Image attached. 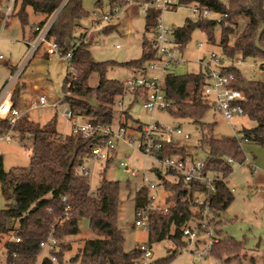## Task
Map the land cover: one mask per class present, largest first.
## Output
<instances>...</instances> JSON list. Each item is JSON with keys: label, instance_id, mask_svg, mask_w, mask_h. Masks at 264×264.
Wrapping results in <instances>:
<instances>
[{"label": "trees", "instance_id": "16d2710c", "mask_svg": "<svg viewBox=\"0 0 264 264\" xmlns=\"http://www.w3.org/2000/svg\"><path fill=\"white\" fill-rule=\"evenodd\" d=\"M131 1L148 4L145 10L146 27L154 33L150 39H144L142 56L127 62L93 59L90 49L92 41L87 42L85 35L80 31L81 21L89 16L83 0L14 1L13 10L18 5L21 6L17 16L22 25L29 21L28 7L43 15L44 18L37 25L39 29L56 14L47 38L56 41L64 53L72 50V57L68 60L69 68L76 70L77 77L75 80L70 79L72 73L68 72L64 80L67 92L63 102L82 121L101 126L111 125L115 119L114 108L118 97L129 94L134 97V102L141 93L139 90L127 88L124 82L105 78L108 66L119 65L134 71L145 70L149 61L155 58L154 38L161 15L160 10L154 6L155 0H110L109 9L124 7ZM195 3L217 12H228L230 19L234 15L245 13L250 21L242 34L230 44V35L235 29L233 26L224 27L210 19L186 18L185 24L174 31L176 42L182 51L196 29L205 32L210 43H216L214 31L217 26H221L223 33L220 45L223 52L232 57L242 55L254 59L264 58V34L260 41L261 47L256 45L258 33L264 23V0H236L237 4L232 8H229L227 0H175L172 9ZM113 28L114 26H107L104 31L109 32ZM38 31L35 29L34 37ZM95 71L100 73L101 78L96 87H91L88 76ZM233 71L237 78L235 86L247 97L243 105L244 116L256 123L251 128L242 129V140L225 136L218 138L214 134V123L204 121L207 113L213 108L202 97L208 78L205 71L184 74L171 71L163 82L166 97L170 102L166 112L176 118L191 119L200 127V146L207 147L205 170L227 179L234 171L233 165L227 160L228 157H233L239 163H243L246 158L242 148L244 139H248L247 143L264 146V81L247 80L239 69ZM20 91L18 86L13 91L12 98L16 107ZM92 95L95 100L90 98ZM121 112L130 118L128 111ZM123 121L120 120L119 124H123ZM48 127L49 125L36 126L35 129L26 130L13 128V138L17 136L20 143L31 148L29 166L6 170L0 154V184L6 201L4 208L0 210V241L9 236L3 245V261L0 264H134L143 252L138 246L131 251L124 248L125 237L118 226L120 182L103 177L96 191L91 192L90 175L83 172L86 162L92 158L94 140L72 133L62 134ZM11 128L9 120L0 118V134ZM190 153L188 145L165 142L157 154L161 157H185ZM154 170L158 174L161 172L160 169ZM166 175L162 174L160 180L170 192L167 197L170 208L168 212L147 210L150 219L149 242L152 245L155 242L170 240L174 243V248L168 256L155 259L154 264H171L180 250L187 245L181 227L194 221L193 207L198 206L203 210L206 206L194 201V193L205 191L202 184H188L181 174L175 172L170 171ZM217 188V192L210 196L212 219L219 218L220 213L226 210L234 199L227 180L218 182ZM136 190L137 218L139 209H147L148 201L145 187ZM83 219L89 220L95 236L85 239L77 252L66 259L65 254L72 250L73 243L81 241L78 236L81 234L80 222ZM197 225L201 230H207L201 223L198 222ZM216 233L221 238L219 228ZM17 238L19 240H16ZM51 239L57 240L56 248L47 249L45 256L39 259L44 252L41 244L50 242ZM240 245V241L232 237L221 238L220 242L214 245L212 253L218 246L222 252H232ZM52 257H55V260Z\"/></svg>", "mask_w": 264, "mask_h": 264}, {"label": "rangeland", "instance_id": "374dc122", "mask_svg": "<svg viewBox=\"0 0 264 264\" xmlns=\"http://www.w3.org/2000/svg\"><path fill=\"white\" fill-rule=\"evenodd\" d=\"M8 6L12 0H0ZM110 0H83L85 9L89 16L85 17L81 23L80 31L85 35L87 42L92 41L90 46L92 57L95 61H118L127 62L139 59L142 56L144 39H150L153 36V30L147 29L145 20L146 5L131 1L125 8L120 9L119 18H111L109 21L102 20L103 14L109 10ZM229 8L236 5V0H227ZM4 9L3 7L1 8ZM21 6H17L9 16L0 12V53L3 60H0V91L4 81L11 78V70H21L22 76L19 81L26 82L27 92L26 100L18 99L17 106L21 109L23 116L33 121L36 126L44 127L48 123L56 124L55 127L65 134L72 132L71 124L64 117V113L69 110V106L63 102L66 95L67 87L64 86V80L69 68L68 60L63 59L60 55H47L43 47L36 54L32 53L33 45L37 43L38 37L30 38V30L35 34V28L39 21L43 19L42 14H37L31 7H28L29 21L22 25L17 13ZM96 12V14H94ZM190 16V11L186 6H180L175 10H164L162 12L163 23L172 27H181L184 25L186 18ZM6 21V23L4 21ZM228 26H233L234 32L230 35V44L240 36L250 18L245 13L230 15L227 18ZM9 23V24H8ZM107 26H114L109 32L104 31ZM225 27V26H224ZM223 29L217 26L214 31L216 43L208 41V35L200 29H196L188 42V46L178 54L182 56L185 62H180L175 66L173 72L184 74L189 72H199L202 66L197 63L200 58H210L211 52L218 56L223 54L220 45ZM202 42L203 47L197 43ZM226 53V52H225ZM244 58L243 65L239 67L241 74L247 80L264 81V58L254 59L252 57L234 56ZM135 75L132 68L125 66H108L105 78L114 79L124 82L128 77ZM101 75L99 72H92L88 76V83L91 87L99 84ZM72 79V75L70 76ZM22 90L24 84L17 85ZM40 94H44L49 102L58 100L57 107L53 106H32ZM92 100L95 97L90 96ZM131 95L124 96L122 106H115L114 128H117L120 120H125L132 127L131 131L136 128L137 123L134 119L141 120L145 123L152 122L150 114L143 108L142 98L137 100ZM133 102V103H132ZM132 103V104H131ZM123 112L128 111L130 118H127ZM154 116L157 120L162 121L169 126H180L185 133L190 134V138L185 140L183 135H176V143L179 145H188L193 156L198 159H204L207 154V147L200 146L202 136L200 127L191 119L176 118L168 112L155 111ZM204 121L214 123V134L216 137H236L239 140L243 138V128H251L256 125L247 116L239 117L228 123L227 120L213 107L207 113ZM209 130L211 126L209 125ZM212 132V131H211ZM17 135V134H16ZM245 156L250 159L252 164L244 163L243 165L233 164L234 171L228 177V185L234 189V199L228 208L220 213L219 218L210 217L209 225L213 229L221 231V238L232 237L240 241V246L232 252L215 250L205 264H224L233 262L235 264H263L264 261V146L255 143H245ZM242 145V148H243ZM3 157V164L6 170L17 166H29L31 148L25 147L20 143L18 137L12 138L9 142L4 140L0 149ZM121 161L134 169L140 171L139 176H132L130 171L120 165ZM85 167L90 171V188L95 192L101 179H107L120 182V207L118 212V226L123 231L125 241L124 248L131 251L142 243L149 242V231L143 230L136 225V186L142 181V173L145 171L146 176L158 183L160 186L154 190L158 195L161 203L164 197L170 192L162 185L161 180L157 177L154 169H160L166 175L167 166L162 165L159 161L145 158L141 153L128 146L122 139L116 144V149L111 159L99 160L89 159ZM167 176V175H166ZM171 178V176H168ZM203 199V195H198ZM5 198L2 194V185L0 184V210L5 206ZM193 213H199V207H193ZM196 222H192L194 227ZM81 234L78 236L81 241L73 243V248L68 251L66 259L77 252L83 241L89 237H94L95 233L91 229L88 219L80 222ZM9 236H5L0 241V262L3 261V245ZM194 247V243L187 242V246ZM153 259L164 258L169 255L174 248V243L170 240L155 242L152 244ZM47 249L41 253L39 259L43 258ZM201 260L198 256L183 252L180 250L179 255L171 264H198Z\"/></svg>", "mask_w": 264, "mask_h": 264}, {"label": "built area", "instance_id": "2783aa9c", "mask_svg": "<svg viewBox=\"0 0 264 264\" xmlns=\"http://www.w3.org/2000/svg\"><path fill=\"white\" fill-rule=\"evenodd\" d=\"M14 1L9 4L2 11L5 16L13 10ZM175 0H155L154 6L160 10L161 15L159 23L156 27V33L154 38V47L156 48L155 58L147 64L145 70H136L135 75L128 77L124 84L131 90L140 91L139 97L142 98L143 108L150 114L152 122H137V126L133 131L132 127L127 124L126 119L123 124H118L117 128L114 125L101 126L94 125L87 121H82L69 109L64 113V117L72 126V134L81 135L83 138H91L94 143L92 146V158L91 159H108L112 156L116 149V144L119 139H122L128 146L139 151L145 158L159 161L162 165L167 166L166 173L175 172L181 174L186 183H199L205 187L204 192L194 193V201L197 204H205L203 210L199 209V213L194 214V221L187 223L181 227L183 232V239L189 243H194V247L188 245L182 248L183 252L198 256L201 260L198 264H205V261L212 255L213 247L219 243L221 238L217 235L216 230L210 227V217L212 215L209 207L210 196L217 192V183L226 181L218 174H212L205 170L204 159H198L191 153L183 157L181 155H175L172 157H161L157 153L163 147L165 142H171L175 145L176 135H183L184 139L190 138L189 133H184L180 126H169L164 124L162 121L157 120L154 116L155 111L166 112V108L169 107L170 102L166 97L165 90L163 88V82L167 73L173 71L175 66L180 62H185L181 55L182 50L180 49L174 35L175 27L168 26L163 23L162 12L164 10H171ZM130 4V3H129ZM124 6L125 8L129 5ZM148 7V4H145ZM146 7V8H147ZM180 7V6H178ZM177 7V8H178ZM190 11L189 19H210L217 22L221 26H228L227 18L228 12H217L210 8L200 6L199 4H191L186 6ZM123 7H114L109 9L103 14L102 20L109 21L111 18L120 17V9ZM176 8V9H177ZM175 10V9H172ZM96 14V12H94ZM56 14H54L43 28L39 29L36 27L38 34L37 43L33 45L32 53L35 54L41 47L45 50L48 55L58 54L63 59L69 60L72 57V50L64 53L61 50L60 45L53 39H48V31L55 20ZM4 21V20H2ZM6 23V21H4ZM186 22V20H185ZM185 24V23H184ZM154 33V32H153ZM199 47H203V43H197ZM188 46V44H187ZM186 46V47H187ZM240 56V55H238ZM3 55L0 53V60H3ZM244 59V58H243ZM243 59L238 57H232L227 53L223 52L221 56H218L215 52H211L210 58H200L197 60L203 68L202 70L208 74L207 83L203 88L202 97L214 107L228 123L239 117H243L244 103L247 101L245 93L238 87L235 86L236 74L233 70L239 69L242 66ZM72 80L77 77L76 70L72 69ZM21 74V70H16L6 86L0 92V118L9 120L11 129L0 134V149L4 140L10 141L13 138V128L17 127L20 118L23 116L22 111L14 106L13 103V91L16 81ZM124 97L119 96L116 102V106H122L124 103ZM32 106H53L57 107V104H49L45 95H40L38 99L31 103ZM248 139L242 141V145L247 143ZM244 147V145H243ZM230 164L243 165L244 163L252 164L250 159L245 158L243 163L236 162L233 157H228ZM120 165L130 171L132 176H139L140 171L134 169L127 164L126 161H121ZM83 172L86 175H90L89 169L83 168ZM161 172L159 179H161ZM159 184L150 180L143 170L142 181L137 183L136 189L145 187L147 189V209L141 208L137 212L136 225L143 230H150V219L147 210H163L168 212L170 204L167 203V196L164 197V201L159 202L160 198L155 195L154 190L159 188ZM232 192L234 189H231ZM168 192V191H167ZM198 195H203V199H200ZM192 222H196L194 227L191 226ZM201 223L204 229L201 230L197 223ZM16 240H19L17 238ZM57 244L56 239H51L50 242H43L41 244L44 249H55ZM138 248L143 252L141 257L134 261V264H154L153 259V248L150 242L142 243L138 245ZM55 260V257H52ZM224 264H235L233 262H226Z\"/></svg>", "mask_w": 264, "mask_h": 264}, {"label": "crops", "instance_id": "0c3cea01", "mask_svg": "<svg viewBox=\"0 0 264 264\" xmlns=\"http://www.w3.org/2000/svg\"><path fill=\"white\" fill-rule=\"evenodd\" d=\"M6 8L7 6H5L3 3H1L0 4V9L1 8ZM42 20V19H41ZM40 20V21H41ZM39 21V22H40ZM9 24V23H8ZM30 38H34V35H33V32L30 30V34H29V39ZM14 69V68H13ZM16 70L14 69V71L12 72V70H11V76H12V74L15 72ZM22 76V72H21V74H20V76H19V78H18V80L16 81V84H15V86H14V89H15V87H17V85H18V83L19 84H24V89L22 90V94H21V96H20V100H26L27 99V97H26V92H27V84H26V82H24V80L23 81H19V79H20V77ZM9 80L8 79H6L5 81H4V84H3V87H2V89H1V91L3 90V88L6 86V84H7V82H8ZM0 91V92H1ZM40 95H44V94H40ZM39 95V96H40ZM38 96V97H39ZM38 99V98H37ZM48 101V100H47ZM48 103L49 104H54V103H56L57 105H58V100H54V101H52V102H49L48 101ZM18 107V106H17ZM19 108V107H18ZM20 109V108H19ZM21 110V109H20ZM48 125H49V127L48 128H54V129H56V127H55V123L54 124H52V121H51V124L50 123H48ZM36 128V125L33 123V121L31 120H29L28 119V117L27 116H22L21 118H20V120H19V124H18V126H17V129L18 130H26V129H35ZM57 131H59L58 129H56ZM59 132H61V131H59ZM62 133V132H61ZM62 134H65V133H62ZM243 149H244V147H243ZM251 165V164H250ZM227 181L229 182V180L227 179ZM230 187V186H229Z\"/></svg>", "mask_w": 264, "mask_h": 264}, {"label": "water", "instance_id": "95a60500", "mask_svg": "<svg viewBox=\"0 0 264 264\" xmlns=\"http://www.w3.org/2000/svg\"><path fill=\"white\" fill-rule=\"evenodd\" d=\"M263 34H264V23L262 24L261 30L259 31L257 39H256V45L259 48L261 47L260 41H261Z\"/></svg>", "mask_w": 264, "mask_h": 264}]
</instances>
